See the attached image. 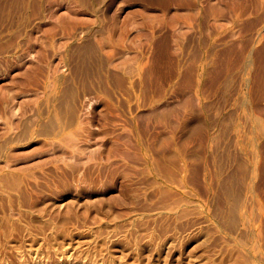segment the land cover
Listing matches in <instances>:
<instances>
[{
	"label": "rangeland",
	"instance_id": "rangeland-1",
	"mask_svg": "<svg viewBox=\"0 0 264 264\" xmlns=\"http://www.w3.org/2000/svg\"><path fill=\"white\" fill-rule=\"evenodd\" d=\"M0 62V264H264V0H0Z\"/></svg>",
	"mask_w": 264,
	"mask_h": 264
},
{
	"label": "bare ground",
	"instance_id": "bare-ground-1",
	"mask_svg": "<svg viewBox=\"0 0 264 264\" xmlns=\"http://www.w3.org/2000/svg\"><path fill=\"white\" fill-rule=\"evenodd\" d=\"M68 13H69V12H68ZM60 14H61V13H60ZM60 14H58V15H60ZM73 14H74V13H73ZM73 14H71V15H73ZM63 15H64V14H63ZM66 15H67V13H66ZM66 15H65V16H66ZM69 15H70V14H69ZM60 16H61V15H60ZM77 16H78V15H77ZM81 16H82V15H81ZM70 17H71V16H70ZM70 17H69V18H70ZM72 17H74V16H72ZM82 17H83V16H82ZM59 18H60V17H59ZM63 18H64V17H63ZM69 18H68V19H69ZM73 19H75V18H73ZM76 19L78 20V18H76ZM55 20H56V19H55ZM80 20H81V18H80ZM80 20H79V21H80ZM58 21H59V20H58ZM0 63H1V62H0ZM0 68H1V67H0ZM3 68H4V67H3ZM0 70H2V69H0ZM21 71H22V70H21ZM1 73H2V72H1ZM1 73H0V74H1ZM7 76H8V75H7ZM14 79H15V77H14ZM16 79H17V78H16ZM1 80H2V79H1ZM18 81H19V80H18ZM16 87H18V86H16ZM1 88H2V87H1ZM3 88H5V87H3ZM7 88H8V87H7ZM4 91H5V90H4ZM6 92H8V90H7ZM2 93H3V92H2ZM3 94H4V93H3ZM10 94H11V93H10ZM6 96H7V95H6ZM6 96H3V95H2V98H3V97L5 98ZM8 96H9V95H8ZM8 96H7V97H8ZM0 97H1V96H0ZM2 98H0V99H2ZM5 99H8V98H5ZM2 101H3V100H2ZM5 101H6V100H5ZM7 102H8V101H6L5 103H7ZM4 106H5V105H4ZM0 108H1V106H0ZM5 109H6V108H5ZM251 114H252V113H251ZM253 116H254V115H253ZM13 117H14V116H13ZM15 117H16V116H15ZM18 118H19V117H18ZM15 125H16V124H15ZM68 137H69V136H68ZM16 149H17V147H16ZM19 153H20V152H19ZM19 153H18V154H19ZM13 154H14V153H13ZM16 155H17V154H16ZM20 157H21V156H20ZM21 160H24V159H21ZM15 161H16V160H15ZM16 162H17V161H16ZM21 166H22V165H20V167H21ZM6 167H7V166H6ZM13 167H14V166H13ZM10 168H11V167H10ZM21 168H22V167H21ZM17 169H18V168H17ZM7 172H8V171H7ZM11 173H12V172H11ZM2 174H3V173H2ZM7 175H8V173H7ZM14 175H15V174H14ZM24 196H25V195H24ZM26 196H27V195H26ZM254 220H255V219H254ZM249 225H250V224H249ZM257 232H258V230H257ZM255 244H256V243H255Z\"/></svg>",
	"mask_w": 264,
	"mask_h": 264
}]
</instances>
